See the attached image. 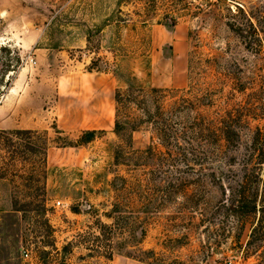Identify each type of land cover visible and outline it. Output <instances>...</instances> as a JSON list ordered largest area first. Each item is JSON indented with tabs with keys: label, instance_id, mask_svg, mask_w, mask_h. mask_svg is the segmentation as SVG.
I'll return each mask as SVG.
<instances>
[{
	"label": "rangeland",
	"instance_id": "1",
	"mask_svg": "<svg viewBox=\"0 0 264 264\" xmlns=\"http://www.w3.org/2000/svg\"><path fill=\"white\" fill-rule=\"evenodd\" d=\"M0 43L20 56L0 94V264H264V236L247 245L259 213L241 221L225 200L256 161L252 135H264V0H0ZM153 87L165 90L167 115L183 94L206 119L240 114L238 141L153 173L134 157L116 161L115 90L156 102ZM135 106L123 113L140 115ZM87 129L91 139L76 144ZM153 134L141 122L132 149H163ZM254 167L252 185L264 177V163ZM157 173L185 179L189 194L139 210L135 189ZM114 201L139 216L137 233L145 228L141 259L85 255L90 238L80 234L110 222ZM149 248L156 258L140 250Z\"/></svg>",
	"mask_w": 264,
	"mask_h": 264
},
{
	"label": "trees",
	"instance_id": "2",
	"mask_svg": "<svg viewBox=\"0 0 264 264\" xmlns=\"http://www.w3.org/2000/svg\"><path fill=\"white\" fill-rule=\"evenodd\" d=\"M245 16V25H249L252 30H255L253 23L243 7L237 5ZM228 26L236 33L242 35L241 23L233 19L227 21ZM261 44V39L256 38ZM246 44L250 41L245 40ZM249 47V45H248ZM0 94L3 88L10 83L11 74L15 71L17 64L20 62V56L15 49H11L9 45L0 43ZM14 51V55L10 52ZM11 72V74H10ZM7 76V78H5ZM133 89H128L124 93L116 89L114 93L115 112H114V126L113 130L118 136V143H116L114 157L118 161L122 158L125 161L135 159L143 164H151L152 168L149 172L157 170L156 166H172L177 162H183L189 165L192 161L203 162L205 160L215 157L216 147L220 145L235 144L239 139V123L240 114L233 113L232 110H225L213 118L206 119L201 109H196L197 105L191 98L183 95H175L172 105L173 110L170 115L164 111L161 102L158 98H162L164 89H151L152 94H156V102L149 101L151 99L148 93L141 91L139 99L133 94ZM126 94V96H124ZM137 99V103H132L133 99ZM131 102V103H130ZM135 104V105H133ZM135 106V109L141 113L140 115L123 113L128 107ZM195 109V110H194ZM238 110L234 109V112ZM141 122L149 123L152 127L154 136L163 149H153L149 145L146 149L135 152L132 149V131L141 125ZM16 131H27L31 129H15ZM93 132L91 129L85 130L76 140V144H82L91 139L87 135ZM259 129L252 135L250 140V152L256 154V161L251 167H246L244 173L239 180H235L232 186L228 188L227 207L232 215L244 221L245 218L252 213H259L254 226L251 228L249 238L247 240L248 246H254L256 240L264 236V177L257 175V184L252 185L251 178L255 172L256 165L264 163V135ZM215 144V145H214ZM222 147V146H221ZM220 151V149H219ZM214 152V153H212ZM248 165V159L245 161ZM136 163V162H134ZM255 174V173H254ZM167 174L157 173L156 179L153 181L146 180L140 183L142 189H135L139 195L138 209L151 207L156 209V199L158 205H161L165 199L176 198V194L184 198L188 196L186 189V180L179 179L180 177H169ZM260 181V182H259ZM261 184V185H260ZM142 190V191H141ZM141 196V197H140ZM142 198V199H141ZM120 204L114 201L111 208L105 212L111 218L110 222L102 221L100 218L95 220L94 230L88 231L86 234H80L82 237L88 235L90 245L84 246L87 248L85 255L104 260H111L115 254H125L132 257L136 256L134 247L141 242L145 234V228H140V233H137L136 228L139 222V216L129 215L125 209H120ZM85 241V240H84ZM66 243L64 248L67 247ZM254 244V245H253ZM143 253H147L148 257L154 256L153 248L140 249ZM254 250V249H253ZM211 254V251L210 253ZM156 264V259L150 261ZM61 264H66L64 260ZM94 264H103L102 262H95Z\"/></svg>",
	"mask_w": 264,
	"mask_h": 264
},
{
	"label": "crops",
	"instance_id": "3",
	"mask_svg": "<svg viewBox=\"0 0 264 264\" xmlns=\"http://www.w3.org/2000/svg\"><path fill=\"white\" fill-rule=\"evenodd\" d=\"M6 201H7V199H6ZM0 206H2V205H1V200H0Z\"/></svg>",
	"mask_w": 264,
	"mask_h": 264
},
{
	"label": "built area",
	"instance_id": "4",
	"mask_svg": "<svg viewBox=\"0 0 264 264\" xmlns=\"http://www.w3.org/2000/svg\"><path fill=\"white\" fill-rule=\"evenodd\" d=\"M25 255H28V252H26Z\"/></svg>",
	"mask_w": 264,
	"mask_h": 264
}]
</instances>
